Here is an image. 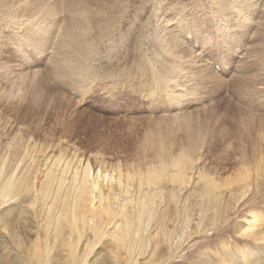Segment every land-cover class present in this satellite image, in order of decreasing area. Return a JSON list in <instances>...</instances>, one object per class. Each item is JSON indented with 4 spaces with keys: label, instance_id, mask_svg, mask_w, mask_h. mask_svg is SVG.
<instances>
[{
    "label": "rangeland",
    "instance_id": "obj_1",
    "mask_svg": "<svg viewBox=\"0 0 264 264\" xmlns=\"http://www.w3.org/2000/svg\"><path fill=\"white\" fill-rule=\"evenodd\" d=\"M263 160L264 0H0V191L16 168L0 241L29 205L50 238L64 195L39 202L32 179L89 163L139 173L135 201L154 191L131 228L101 224L83 264H259ZM257 210L261 233L244 235Z\"/></svg>",
    "mask_w": 264,
    "mask_h": 264
},
{
    "label": "bare ground",
    "instance_id": "obj_2",
    "mask_svg": "<svg viewBox=\"0 0 264 264\" xmlns=\"http://www.w3.org/2000/svg\"><path fill=\"white\" fill-rule=\"evenodd\" d=\"M39 24L42 26V23ZM59 164L60 163L56 165L55 163L52 165L47 164L39 174L41 176L37 175L32 179V190L36 194L39 202L45 201L48 196L53 198L56 195H64L62 198L58 199L60 202L57 211L59 212V222L53 226L51 237L49 238V236H47L51 233H47V235L39 234L35 237L32 236L33 231L31 228L35 222V214L33 215V209H35V207L29 205L22 215H20L21 218L19 222H16V220H13V218L9 216L11 219L5 221L2 225L0 264H7L3 261L2 256L4 254L10 255L13 247L27 258L22 259V261H11L10 264H48L49 262H52V264H83L87 260L89 252L96 246L95 241H98L102 235L101 224L114 218L113 224L117 223L116 219H120L122 220V222L118 220L120 224L131 228L135 222H140L144 213L149 214V195L153 193L154 189L149 187L147 189H149L150 192L142 194L143 191L140 190L141 185L140 187L138 186V190L141 192L142 196L137 197V201H135V197L132 195L133 189L129 183L137 179L140 183L141 175L139 173L130 174L128 171L123 173L119 168L109 171L101 165H98L96 172H93L89 163H85L83 168L74 167L72 172L68 174L69 177L65 178V169L68 162H63L62 167ZM188 166L189 169L192 170L194 163L188 162ZM258 168L257 166V169ZM259 169L264 171V166ZM0 172H5V164L0 168ZM15 173L16 168L7 176L2 186L3 190L0 191L1 198L6 197L10 193L9 191L11 188L14 187L13 177ZM177 175L180 176V179L184 183L186 182V177L187 181L190 178L187 172H181ZM37 177H40V179L36 182ZM60 182L64 184L63 191H55L54 189L59 187ZM150 184H152V182L147 179L146 185ZM23 187V194H26L28 187L27 185ZM207 193H214L213 189ZM123 198H125V200H123ZM133 203L136 204V208L129 209L133 207ZM56 217L51 219L50 216H47L44 221H53ZM262 218V211L257 210L250 215V218L246 220V225H243L240 231L244 235L249 236L260 234ZM97 220L99 224H97ZM110 223L111 222H107L104 228L108 227ZM63 229H67V231L63 232ZM58 236L62 237L63 241L55 247L56 256H49L50 249L54 247ZM81 239H83L85 244L79 248ZM262 240L264 241V239ZM27 242L32 243L30 244L32 247L28 244L25 250H23V248L19 249L20 244ZM258 242H261V240ZM8 243H10L11 246H8L6 250L5 246H7ZM138 244L140 245V243ZM131 251L132 250H129L128 252L131 253ZM246 254L248 255L247 252ZM34 255L36 259H34ZM95 257V259L91 261L88 260L85 264H102L97 263L99 256L95 254ZM258 262L259 264H264V258H260ZM113 264H120V262L115 260ZM226 264L231 263L226 262Z\"/></svg>",
    "mask_w": 264,
    "mask_h": 264
}]
</instances>
